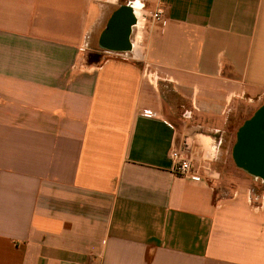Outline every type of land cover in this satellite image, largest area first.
<instances>
[{"label":"crops","instance_id":"crops-1","mask_svg":"<svg viewBox=\"0 0 264 264\" xmlns=\"http://www.w3.org/2000/svg\"><path fill=\"white\" fill-rule=\"evenodd\" d=\"M263 105L264 0H0V264H264V179L232 159Z\"/></svg>","mask_w":264,"mask_h":264},{"label":"water","instance_id":"water-1","mask_svg":"<svg viewBox=\"0 0 264 264\" xmlns=\"http://www.w3.org/2000/svg\"><path fill=\"white\" fill-rule=\"evenodd\" d=\"M134 18L130 6L119 8L106 27L103 46L113 51H128L127 38ZM235 166L245 173L264 179V105L246 121L236 134L232 150Z\"/></svg>","mask_w":264,"mask_h":264},{"label":"built area","instance_id":"built-area-1","mask_svg":"<svg viewBox=\"0 0 264 264\" xmlns=\"http://www.w3.org/2000/svg\"><path fill=\"white\" fill-rule=\"evenodd\" d=\"M132 10L135 12L139 9H134L133 7ZM149 18L160 24L164 19V12L162 10H157L154 13H149ZM142 115L151 117L153 113L150 111H143ZM170 159L172 162V171L176 176L191 179L193 181L200 180L199 167L190 154V145L186 138H183L180 145L171 151Z\"/></svg>","mask_w":264,"mask_h":264},{"label":"rangeland","instance_id":"rangeland-1","mask_svg":"<svg viewBox=\"0 0 264 264\" xmlns=\"http://www.w3.org/2000/svg\"><path fill=\"white\" fill-rule=\"evenodd\" d=\"M226 147H227V144H226ZM226 157H227V156H226ZM228 160H229V156H228ZM229 164H230V165H232V163H231V162H230Z\"/></svg>","mask_w":264,"mask_h":264}]
</instances>
